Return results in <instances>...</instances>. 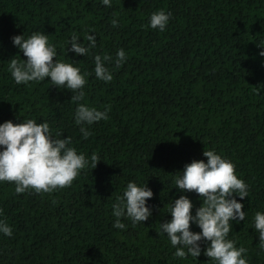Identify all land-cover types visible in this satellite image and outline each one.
I'll list each match as a JSON object with an SVG mask.
<instances>
[{"label":"trees","instance_id":"trees-1","mask_svg":"<svg viewBox=\"0 0 264 264\" xmlns=\"http://www.w3.org/2000/svg\"><path fill=\"white\" fill-rule=\"evenodd\" d=\"M159 10L171 13L163 32L149 26ZM34 32L48 35L57 61L89 73L79 103L108 109L107 120L86 126L87 139L70 90L50 78L18 85L8 70L14 56L26 59L12 37ZM74 34L84 46L94 36L95 47L85 56L65 54ZM257 45L264 47V0H111V7L102 0H0V124L47 122L54 138L71 137L78 154L101 159L52 193L17 194L15 184L0 182V220L13 230L0 233V264H214L203 254L207 242L197 260L175 257L160 229L180 195L195 215L200 198L176 189L175 178L193 160L206 163L208 150L230 160L248 185V197H234L245 219L232 221L228 239L247 249L248 264H264L254 228L255 214L264 213V48ZM121 48L127 60L116 68ZM96 55L112 57L111 82L96 78ZM129 182L153 192L146 201L152 214L135 225L122 219L121 230L113 227L112 205ZM190 231L200 229L193 223Z\"/></svg>","mask_w":264,"mask_h":264},{"label":"clouds","instance_id":"clouds-1","mask_svg":"<svg viewBox=\"0 0 264 264\" xmlns=\"http://www.w3.org/2000/svg\"><path fill=\"white\" fill-rule=\"evenodd\" d=\"M102 4L111 7V0H102ZM170 17V12H154L150 16L149 26L163 32ZM111 25L117 27L118 20L114 18ZM86 39L89 43L84 46L74 34L68 41L70 47L65 49V54L71 51L78 56L87 55L90 48L95 47V37L87 36ZM12 43L26 58L18 60L14 56L9 60L8 70L15 83L43 82L45 78H50L52 86L70 90V100L78 104L75 123L80 126L83 139L91 135L86 126L108 119V109L99 111L79 103L85 97L83 88L89 73L81 74L80 69L73 64L57 61L56 48L49 43L47 34L34 32L28 38L23 34L16 35L12 37ZM259 55L264 57V51L259 52ZM126 60L125 50L119 49L115 67H121ZM106 62L111 63L112 57H94L96 78L108 83L113 80V75L106 67ZM60 135L57 133V136ZM71 144V137L54 138L47 122L38 123L34 119H27L14 124L5 121L0 124V182L15 184L17 194L27 191L52 193L70 187L82 169H94L101 161L97 154H93L90 160L84 154H78ZM202 154L207 158L206 163L193 160L184 166L182 172H177L175 178V188L181 192H195L201 200L200 206L193 215L192 201L180 195L170 205L168 214L171 220L160 224L161 232L167 235L176 249L174 256L177 258L191 256L196 259L201 255V242H207L203 254L214 264H248L245 258L247 249L237 248L235 242L228 239L232 221L245 219L246 213L242 211L244 205L234 197H248V185L237 177L235 165L230 160L215 150L203 151ZM152 197L153 192L146 183L138 186L135 182H129L123 195L117 196L112 205V214L116 218L113 227L124 230L127 227L121 222L124 218L131 220L134 225L146 221L152 214L146 201ZM193 223L200 232L190 231ZM254 228L259 233V247L264 250V213L255 214ZM0 233L7 237L13 235L12 227L6 220H0Z\"/></svg>","mask_w":264,"mask_h":264}]
</instances>
